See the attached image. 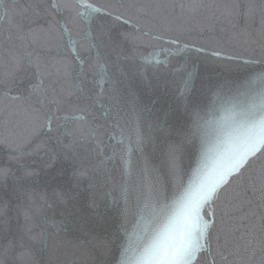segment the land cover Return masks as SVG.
Masks as SVG:
<instances>
[{
    "label": "snow or ice",
    "instance_id": "obj_1",
    "mask_svg": "<svg viewBox=\"0 0 264 264\" xmlns=\"http://www.w3.org/2000/svg\"><path fill=\"white\" fill-rule=\"evenodd\" d=\"M0 264H264V0H0Z\"/></svg>",
    "mask_w": 264,
    "mask_h": 264
},
{
    "label": "water",
    "instance_id": "obj_2",
    "mask_svg": "<svg viewBox=\"0 0 264 264\" xmlns=\"http://www.w3.org/2000/svg\"><path fill=\"white\" fill-rule=\"evenodd\" d=\"M160 58L163 59L164 57L161 56ZM178 60H179L178 56L172 58V61H173V65L172 66H173L174 69H179V67H180L179 63L177 62Z\"/></svg>",
    "mask_w": 264,
    "mask_h": 264
}]
</instances>
